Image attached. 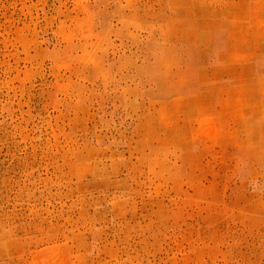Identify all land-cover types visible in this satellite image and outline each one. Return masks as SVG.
Masks as SVG:
<instances>
[{"label":"rangeland","instance_id":"1","mask_svg":"<svg viewBox=\"0 0 264 264\" xmlns=\"http://www.w3.org/2000/svg\"><path fill=\"white\" fill-rule=\"evenodd\" d=\"M0 264H264V0H0Z\"/></svg>","mask_w":264,"mask_h":264}]
</instances>
